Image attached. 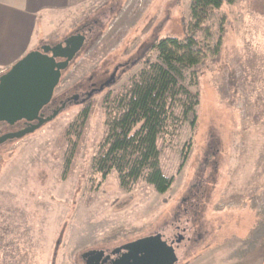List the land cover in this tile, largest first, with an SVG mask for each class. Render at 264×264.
Returning <instances> with one entry per match:
<instances>
[{
    "label": "rangeland",
    "instance_id": "obj_1",
    "mask_svg": "<svg viewBox=\"0 0 264 264\" xmlns=\"http://www.w3.org/2000/svg\"><path fill=\"white\" fill-rule=\"evenodd\" d=\"M87 12L38 32L34 48L99 20L57 93L108 76L146 43L184 37L191 19L190 0H108ZM206 25L210 35L199 38L209 53L223 26L222 52L198 77L188 74L186 84L200 102L195 125L185 123L163 143L170 190L161 194L142 180L123 188L115 172L103 179L92 169L105 131L102 100L128 83L139 64L84 106L70 105L35 132L0 146V264H82L87 249L156 232L183 233L175 264H264V13L250 0H226ZM87 105L82 132L69 130Z\"/></svg>",
    "mask_w": 264,
    "mask_h": 264
},
{
    "label": "trees",
    "instance_id": "obj_2",
    "mask_svg": "<svg viewBox=\"0 0 264 264\" xmlns=\"http://www.w3.org/2000/svg\"><path fill=\"white\" fill-rule=\"evenodd\" d=\"M225 1L190 0L187 34L143 45L129 67L142 64V68L121 89L104 96L105 131L92 159V169L103 179L115 172L123 188L142 180L161 194L170 190L173 178L162 167V146L168 137L177 136L185 123L192 126L196 123L199 92L191 91L186 80L189 73L192 80L198 77L210 57L221 55L223 26L210 53L199 37L203 32L210 35L207 19ZM250 7L264 13V0H250ZM154 51L157 54L152 59ZM122 75L123 72L116 83ZM90 110L87 105L80 120L71 123L69 130L81 133ZM77 140L69 151V165Z\"/></svg>",
    "mask_w": 264,
    "mask_h": 264
},
{
    "label": "water",
    "instance_id": "obj_3",
    "mask_svg": "<svg viewBox=\"0 0 264 264\" xmlns=\"http://www.w3.org/2000/svg\"><path fill=\"white\" fill-rule=\"evenodd\" d=\"M86 36L70 34L64 42L43 44L15 62L0 75V122L15 124L18 121H37L17 132L0 137L3 141L35 132L59 114L44 117L41 109L53 98L55 89L61 82L63 72L71 65L85 45ZM62 58V60H57ZM106 80L100 90L116 82V70ZM132 252L135 264H175L177 254L164 234L150 235L126 246Z\"/></svg>",
    "mask_w": 264,
    "mask_h": 264
},
{
    "label": "crops",
    "instance_id": "obj_4",
    "mask_svg": "<svg viewBox=\"0 0 264 264\" xmlns=\"http://www.w3.org/2000/svg\"><path fill=\"white\" fill-rule=\"evenodd\" d=\"M108 0H0V75L39 41L43 26ZM191 15V8H190Z\"/></svg>",
    "mask_w": 264,
    "mask_h": 264
},
{
    "label": "flooded vegetation",
    "instance_id": "obj_5",
    "mask_svg": "<svg viewBox=\"0 0 264 264\" xmlns=\"http://www.w3.org/2000/svg\"><path fill=\"white\" fill-rule=\"evenodd\" d=\"M99 25H100L99 20L96 19L92 24L86 23V24L82 25L80 28H78L72 34L81 33V34L85 35L86 36L85 45H86L88 43L89 39L95 34L96 27H98ZM67 37H69V35L65 36L62 40H60L56 43H53L52 45L57 44L59 42H64V40ZM85 45L82 48L81 52L85 48ZM79 55L76 58H78ZM57 60H62V58H58ZM132 60L133 59H129L128 61H126L124 63H119L116 66V67H118V69L116 70V75H115L116 81H117L118 77L120 76V74L130 67V65L132 64ZM115 68H114V70H115ZM114 70L112 71V73L114 72ZM64 72H63V74H64ZM112 73L108 74V76H105L104 78H101L99 80L94 79L95 75L91 76L89 85H87L85 87L84 83L81 82V83L77 84L76 89L71 93H69L68 89H64V90L57 93L56 89L59 87V85H60L59 84L58 87L55 89L52 100L41 109L40 114L43 115L44 117H47V116L52 115L56 110H59V114H60L67 107H69L70 105H73V104H80V105L84 106L85 104L90 102L95 97V95L104 93L106 90L110 89L116 83V82H114L112 85L104 88L103 90H100L102 84L111 77ZM62 78H63V76H62ZM35 123H37V121L27 122L26 120H21V121L16 122L13 125L0 122V137L4 136L6 134H9V133L17 132V131L22 130V129L28 127L29 125L35 124ZM16 139L17 138L3 141L2 143H0V146H4V145H6V144H8L11 141H14ZM178 228H179V226H178ZM186 230H187V228L184 227L183 231L185 232ZM157 233L163 234L162 232H156V233H153L150 235H154ZM150 235L139 237L135 240L128 241V242L122 243L120 245H117L115 247H111V248L87 249L84 252H82L80 255L82 264H135L136 263L135 258H134V256H132L131 250L129 248H127L126 246L128 244H130L131 242H134L138 239H141V238H144V237H147ZM166 237H167V235H166ZM184 238L185 237L183 236V233L178 232L175 234V236L173 238L167 237V242L169 244L173 245L175 252H176L177 246H179L181 244V242L184 240Z\"/></svg>",
    "mask_w": 264,
    "mask_h": 264
}]
</instances>
